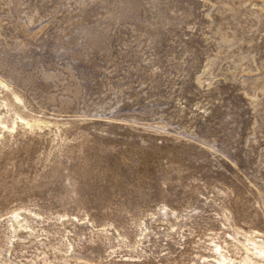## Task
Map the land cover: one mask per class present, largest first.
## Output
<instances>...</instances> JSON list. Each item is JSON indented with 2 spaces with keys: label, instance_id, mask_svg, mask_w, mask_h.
Wrapping results in <instances>:
<instances>
[{
  "label": "rangeland",
  "instance_id": "rangeland-1",
  "mask_svg": "<svg viewBox=\"0 0 264 264\" xmlns=\"http://www.w3.org/2000/svg\"><path fill=\"white\" fill-rule=\"evenodd\" d=\"M0 78L9 124L51 123L0 126V264H214L264 238V0H0Z\"/></svg>",
  "mask_w": 264,
  "mask_h": 264
},
{
  "label": "bare ground",
  "instance_id": "bare-ground-1",
  "mask_svg": "<svg viewBox=\"0 0 264 264\" xmlns=\"http://www.w3.org/2000/svg\"><path fill=\"white\" fill-rule=\"evenodd\" d=\"M0 86L5 88L6 90H10L13 95V100L15 102L22 103L23 99L20 95L14 92L8 83H6L2 78H0ZM12 116L11 124L8 123V120L4 119L3 114H0V126L2 129H8L9 131H14L17 128L19 122L31 129L38 127L43 128L44 126H49L51 123L49 121H45L42 118L37 117H27L24 116L19 111L15 110ZM2 130H0V133ZM34 216H39L37 213H30ZM76 218V217H75ZM9 228L16 233L20 229H27L28 222L26 216H22V213L13 212L9 218ZM238 234L242 235V239L238 237ZM262 234L259 231H239L236 230L235 234L231 235V238L242 245V249L245 251L244 256L240 261H236L231 256L227 255L222 244L215 243L213 241V247L211 250L214 252V264H264V238L261 237ZM210 250V251H211ZM203 264H211L208 256H200ZM209 262V263H208Z\"/></svg>",
  "mask_w": 264,
  "mask_h": 264
}]
</instances>
